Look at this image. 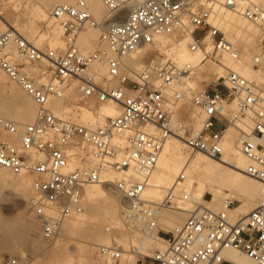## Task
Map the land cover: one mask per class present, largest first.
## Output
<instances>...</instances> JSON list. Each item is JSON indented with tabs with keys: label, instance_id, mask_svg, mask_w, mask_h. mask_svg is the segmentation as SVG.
<instances>
[{
	"label": "built area",
	"instance_id": "built-area-1",
	"mask_svg": "<svg viewBox=\"0 0 264 264\" xmlns=\"http://www.w3.org/2000/svg\"><path fill=\"white\" fill-rule=\"evenodd\" d=\"M102 2L107 8L102 21L96 20L85 0H65L53 6L50 16L63 39L58 49L41 50L16 29L0 34V70L36 105L32 122L18 124L0 117V169L32 176L35 195L30 207L40 217L45 239L57 236L61 223L83 210L84 187L99 182L111 167L123 174L112 183L119 197L120 223L128 231L162 243V248L141 254L137 264H243L224 255L229 248L264 264V86L223 63V56L238 59L241 50L212 21L216 7H229L257 26L263 47L264 0ZM86 27L100 29L91 51L78 46V35ZM184 34L190 36L189 52L202 51L195 66L179 64L155 46L158 35L176 39ZM145 46L156 52L140 68L126 65L124 58ZM43 58L51 67L46 80L29 70ZM259 60L254 57L255 63ZM95 63L105 65L106 76L91 69ZM214 63L225 68L223 75L199 87L190 85L194 69ZM72 79L78 81V104H88L91 98L99 103L110 100L118 104L119 114L91 127L54 113L49 97L60 98ZM166 88L173 89L171 96L164 92ZM184 99L197 110L198 130H193L190 116L174 115L172 105ZM229 126L237 129L236 146L247 159L243 172L259 182L260 201L246 216L229 218L227 208L233 200L228 197L222 198L221 209L190 200L182 185L185 165L159 200L144 196L168 137L183 139L190 153L220 159ZM84 148L91 149L96 164L71 166L75 161L86 162ZM208 195L210 200L208 192L203 197ZM187 202L192 208L176 233L168 235L160 228L164 212ZM105 229L117 233L113 227ZM136 249L133 244L124 249L113 241L96 245V255L105 264H119L123 255Z\"/></svg>",
	"mask_w": 264,
	"mask_h": 264
},
{
	"label": "rangeland",
	"instance_id": "rangeland-1",
	"mask_svg": "<svg viewBox=\"0 0 264 264\" xmlns=\"http://www.w3.org/2000/svg\"><path fill=\"white\" fill-rule=\"evenodd\" d=\"M61 1L64 0H0V34L9 29V27H12L41 50L63 47V39L62 35L59 33V27L50 16V11L53 6ZM101 3L103 5L104 14H106V7L102 0ZM89 8L96 18L90 6ZM104 14L103 17H105ZM226 14L227 20H220L221 25L219 28L225 31L229 36L226 35L237 43L241 50L240 58L238 59L251 60V73L254 78L249 80H255L257 83L261 84L256 78L258 80L264 78V46L261 47L259 43L258 31L253 39V43L246 44L243 39H240L237 29L239 23L248 20L230 8L227 9ZM96 20L102 21L97 18ZM224 22L228 25L225 26ZM253 28L256 30L254 25ZM88 33L93 34L89 40L85 39ZM99 33V28H84L78 36L79 48L82 51L93 50L96 46ZM166 36L171 42L174 40V35H172L173 37L169 35ZM165 40L163 43L157 44L160 46L159 49L164 51L165 46L170 43V41L166 42ZM154 50V47H148L140 56L139 64L152 56V54L156 52H154ZM256 56L260 60L255 63L254 57ZM227 57L229 56H223V63L226 66L227 64L224 58ZM131 58L132 57L127 59L130 65L131 63L129 60ZM208 65L209 64L203 65L198 68L199 70L197 68L193 70L191 79L193 87H199L215 78L214 72L209 70L211 66L208 68ZM133 66L139 68L140 65L137 66L133 64ZM203 68L206 71L203 72ZM29 70L39 74V78H42L41 80H46L51 75V67L45 59H41L30 65ZM104 71L106 72V70ZM0 72L4 75V79L0 78V117L10 120L14 119L17 110L25 106L24 102H27L31 109V119H33V112L35 117V106L32 99L16 84L10 81L1 70ZM11 84L22 92L21 96L25 97V101L19 97L13 96L10 92V90H12ZM77 84V80H70L65 85L63 94L59 98L60 100L50 102L52 110L54 109L53 106L57 107L56 111L53 110V112L58 113L61 108L65 114V118L85 124H94L105 117H109L104 116V111L111 106H113L117 114L119 113V106L115 102L102 104L97 102L94 98H91L88 104H78ZM114 84L115 82L111 85ZM173 110L176 117L188 118L187 116H190L192 122L197 121L200 126V118L188 100H179ZM28 122L30 121L25 123ZM182 150L189 155H196V153H190L186 147ZM82 152L88 153L87 148L82 149ZM96 162L97 160L91 156L90 163L93 165L96 164ZM106 172H108L107 176ZM3 176L8 177L14 175L0 169V264H105L103 260L96 255V245L98 244L94 243L104 239L108 241L107 244L116 241L123 246L124 249H127L129 245L133 244L139 248L142 254H150L155 248L161 246L158 241H154L153 237L142 235L137 231H128L120 222L119 225V223H117V220L120 221L119 208L117 205L118 199L116 198L115 202L113 200L114 197L103 192L99 186L93 185L87 186L88 188L83 194V210L65 219L61 223L57 236L52 239H45L41 235L39 223L35 226L29 223L31 215H35L30 207V199L35 195V191L31 185L32 176L30 174L16 175L27 183V187L17 190L16 188H10L3 184L1 181V177ZM104 176L108 180L107 183L111 186L112 182L120 178L119 173L111 169L106 170ZM206 187L208 186L206 185ZM208 190H206L205 193L208 192L212 195V206L216 209L222 208L221 199L224 197H229L233 200V207L243 202L242 193L226 191L224 194L218 196V193L214 189L213 191H211V189ZM192 192L194 191L192 190ZM226 193H228V195H226ZM207 198H209V195L206 199ZM257 200L258 198L255 200V204ZM189 205L191 209L193 205L190 203ZM104 210L109 211V214L104 215L102 212ZM176 211L177 210H167L164 212V217L171 218L173 215L179 214L176 213ZM80 217H83L82 222L80 221ZM185 217V214H181L177 216L178 219L173 218V225L167 229V234L170 235L172 232H175V230L180 227ZM114 222L118 225H114ZM106 226L113 227L117 231V233H115L116 235L114 231H106ZM118 234L121 236L122 240H117ZM141 236H143L144 239L139 243L137 242V238H142ZM73 247H75V249ZM73 249L74 251H72ZM126 256L127 255H123L119 264L125 262ZM10 260L14 262H10Z\"/></svg>",
	"mask_w": 264,
	"mask_h": 264
},
{
	"label": "bare ground",
	"instance_id": "bare-ground-1",
	"mask_svg": "<svg viewBox=\"0 0 264 264\" xmlns=\"http://www.w3.org/2000/svg\"><path fill=\"white\" fill-rule=\"evenodd\" d=\"M85 1H87L86 3H87L88 8H89V6L91 7L92 12L95 14L97 19L103 20L105 18V17H103V14H104L103 10L104 9H103V5L101 3V0H85ZM228 8L226 6H219V7H216L214 9V11L212 13L213 24H215L219 27L221 25L220 20H223V21L227 20L226 12H227ZM89 10H90V8H89ZM106 13H107V8H106ZM105 15L106 14H104V16ZM251 23L248 21H244V22H241L238 24L237 33L240 36V39H243L246 44H252L253 43V39L255 38L257 31H258V35H259V30H258L257 26L255 24H253V23L251 24ZM224 25L227 26L228 24L224 22ZM253 25L256 28V30L253 28ZM9 29H13V28L9 27ZM59 33L61 34L60 29H59ZM91 36H93V34L88 33V34H86L85 39L89 40L91 38ZM258 38H259V36H258ZM189 39H190V36L188 34H184L182 37H179V39L177 37L176 39L172 40V42H171V40H169L166 35H158L155 37V46L160 47L157 44L163 43L164 40L166 42L170 41V43H168L165 46V51L161 50V49L160 50L165 52V53L167 52L168 54H171L173 56V58L179 64L188 62V63H191L192 65L195 66V65H197V62L202 57V51L196 50L195 52H189L187 49V43H188ZM230 39H232V38H230ZM232 41H234V40L232 39ZM234 43H236V42L234 41ZM259 43H260V39H259ZM168 45H170V48L167 47ZM206 45H207V50H209L211 48L209 40H206ZM236 45H237V43H236ZM147 48L148 47L145 46V47L133 52L131 55L126 56L124 58L126 65H129L132 67H134L133 64L137 65V66L140 65L139 66V68H140L142 66V62L139 64L140 56L143 54V52ZM130 57H132L129 60L131 65L127 62V59ZM239 58H240V56H239ZM224 59H225V63L227 64V67L239 72L240 74L245 76L247 79L254 78L252 73H251V60L250 59H246V60L232 59L230 56L227 58H224ZM222 61H223V59H222ZM91 69H93L94 71H97L99 74L100 73L104 74L105 76L107 74L104 71V70H106V67H105V65H102V64L95 63L91 66ZM209 70L214 72L215 77L221 76L225 73V68L223 66L215 64V63L211 65ZM202 71L204 72L206 70L203 68ZM0 78L4 79V75L1 72H0ZM256 80L258 82H261V84L262 83L264 84V78L260 79V80H258L256 78ZM156 82H155V84H156ZM113 83L114 82H112V81L110 82V84H113ZM157 84H158V82H157ZM190 85L191 86L193 85L192 80L190 82ZM11 86L13 88L11 87L12 90H10V92L13 94V96L19 97L23 101H25V97L21 96L22 92L20 90H18L13 84H11ZM164 92L167 93L169 96H171L173 89L172 88H166L164 90ZM28 97H30V96H28ZM58 100H60L59 97H51V96L49 97L48 106L51 110H52V108L50 106V102H54V101L56 102ZM32 102H33V100H32ZM107 102H114V101L108 100V101L103 102L102 104H105ZM24 103H25V106L20 107L17 110V113H16L14 119H12L13 121H15L18 124L19 123H25L27 121L32 122L35 118L34 112H33V119H31V109L29 108L27 102H24ZM176 104H177V102L172 105V110L174 109ZM34 106H35V114H36L35 103H34ZM53 107H54L53 110L56 111L57 107L56 106H53ZM60 107H61V105H60ZM194 110L196 111V114H197V110L195 108H194ZM56 114H60L63 117H65L64 116L65 114L63 113L61 108H60L59 112ZM116 114H117V112L113 108V106H111L110 108H107L104 111V116L114 117L113 115L116 116ZM105 118H107V117H105ZM105 118H103L101 121H103ZM101 121H98L94 124H85L83 122H81V123H83L87 126L94 127L98 123H100ZM192 123H193V127H194L193 130H198L200 127L199 123H197V121H194ZM230 127L231 126H229L224 133L223 154H222V157L220 159H213V158L208 157V156L201 154V153H196L195 156L189 155L182 150L183 148L186 147L183 139H181L180 137H175V136L168 137L163 144L162 151L160 153V156H159L157 164H156V168L152 172V174L149 176V179H148V185L149 186L146 187V189L144 191V196L151 201L159 200L164 195L165 191L172 186V184L176 178V175L181 170V168L185 165L184 166L185 177H184V180L182 182V185H183V189L185 190V193H187L189 195L190 200L197 201L198 203H201V204L209 205L212 208L216 209L215 207L212 206L213 205L212 204V202H213L212 198L209 200V199H205L203 197L206 190L211 189V191H213V189H214L218 193V196L224 194V192H226V191H228V192H239V193L243 194L242 204H240L238 206H234V207L233 206L228 207L227 212H228L229 218L232 220H235L238 217L246 216L260 201L259 182L254 177L249 176L243 172V169L245 168V166L247 164V159L238 150V148L236 146V139L238 137L237 129L234 127H231V128ZM87 150H88V153H84L87 155L86 156V162L75 161V162L71 163V166H79V167H88V166L91 167V166H93L94 164L92 165L90 163V157L91 156L93 158H95V157L93 156L90 148H87ZM108 169L115 171L111 167L106 168V170H108ZM1 170H5V169H1ZM5 171H7V170H5ZM105 171H104V173H105ZM7 172L10 173L9 171H7ZM115 172H117V171H115ZM104 173L101 175L102 177H101V180L99 182H96V183L91 184V185L99 186L103 192H105L106 194H108L111 197H114L113 200L116 202V198L117 199L119 198L117 195V192L113 188V185L111 186L110 184L107 183L108 180L105 178ZM117 173H119L120 178H121V176H123V174L121 175V172H117ZM10 174H12V173H10ZM20 174H26V173H20ZM20 174H12L14 176H8V177L3 176V177H1V181L3 184H5L6 186H8L10 188L11 187L16 188V190L20 189V188L27 187L26 181L21 180L19 176H16V175H20ZM107 174H108V172H106V176H107ZM134 177L138 178L139 176L134 174ZM120 178H117V180ZM206 185L208 187H206ZM87 188H88L87 186L84 187L83 194ZM192 190L194 192H192ZM226 195H228V193H226ZM257 198H258V200L255 204V200ZM189 203L190 202H187L184 205H182L181 208L177 209L176 213H179V214H175L173 216L171 215L172 216V217L170 216L171 218H168L165 216L161 220L160 228H162L163 230H167L169 227H172V225H173L172 219L173 218L176 219L177 216H179L181 214L186 215L187 213L185 211H187V209H190ZM253 204H254V206H253ZM117 205L119 208V199L117 200ZM102 212L104 215L109 214V211H107V210H104ZM75 214H77V213H75ZM72 215H74V214H72ZM39 218L40 217L38 215H34V216L31 215V219H29V223H31L34 226L37 223H39V225H40V219ZM80 218H81L80 221L82 222L83 217H80ZM119 222L120 221L117 220V223H119ZM117 223L114 222L113 224L115 225ZM119 225H120V223H119ZM176 227H177V225H176ZM39 229H40V226H39ZM177 230L178 229H176L174 233H176ZM141 237L142 238H137L138 241L137 240H135V241L140 243L144 239L143 236H141ZM120 239H121V236L119 235L117 240H120ZM154 241H158V240L154 238ZM158 242L160 243V241H158ZM94 243L95 244H101V243L107 244L108 241H106L104 239L101 241H96ZM160 244H161V246L158 248H162V243H160ZM73 248L75 249V247H73ZM158 248H155V249H158ZM74 249L72 251H74ZM141 254L142 253H140L139 248L137 247L135 253H132L130 255L128 254L129 256L128 255L126 256L125 262H123V264H137V260ZM224 255L232 262H241L243 264L244 263L245 264H256V262L253 259H251L250 257H248L246 255H243L239 251L232 249V248L226 249L224 251ZM10 262H14V261L10 260Z\"/></svg>",
	"mask_w": 264,
	"mask_h": 264
}]
</instances>
